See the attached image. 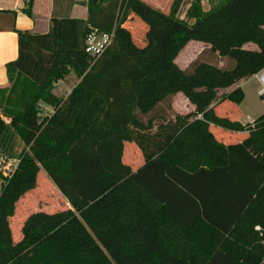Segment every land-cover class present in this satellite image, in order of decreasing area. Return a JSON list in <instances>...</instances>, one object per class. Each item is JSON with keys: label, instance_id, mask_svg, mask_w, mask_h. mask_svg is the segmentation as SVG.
I'll list each match as a JSON object with an SVG mask.
<instances>
[{"label": "trees", "instance_id": "1", "mask_svg": "<svg viewBox=\"0 0 264 264\" xmlns=\"http://www.w3.org/2000/svg\"><path fill=\"white\" fill-rule=\"evenodd\" d=\"M206 1L208 10L191 0L182 19V0L167 14L138 0H87L84 20L17 31L0 140L11 131L24 147L0 189V264H264V114L240 123L213 109L219 90L264 69V0ZM32 6L24 0L28 17ZM131 13L148 25L143 48L123 27ZM92 30L111 35L96 59L84 51ZM190 40L232 66L181 69L175 58ZM70 73L78 81L60 97L55 86ZM176 93L193 110L151 132L145 117ZM221 99L238 104L243 92ZM210 125L246 136L225 144ZM124 142L142 153L135 169L122 160ZM40 168L70 208L29 215L15 240L14 202Z\"/></svg>", "mask_w": 264, "mask_h": 264}, {"label": "rangeland", "instance_id": "2", "mask_svg": "<svg viewBox=\"0 0 264 264\" xmlns=\"http://www.w3.org/2000/svg\"><path fill=\"white\" fill-rule=\"evenodd\" d=\"M138 1L155 11L167 14L173 0ZM190 1L191 0H182L177 12L179 18H185L184 14ZM201 5L204 10L209 9V4L206 0H202ZM123 27L130 34L131 41L135 47L143 48L146 45L148 25L138 16L131 13ZM245 47L250 49L257 48L253 43H248ZM196 60L208 62L220 68H229L232 66L231 61L220 58L213 53L208 44L196 40H190L185 44L175 58V63L181 69L190 70L192 62ZM77 81L76 75L70 73L65 80L56 84L55 93L60 97H64L71 91ZM236 87H239L243 92V99L240 103L236 104L228 99H221L223 95ZM258 89V82L253 76L242 79L234 86L218 91L217 98L213 103V109L218 115L228 117L231 120H237L240 123H252L253 120L264 114V100L258 95ZM192 108L193 106L186 100L182 93H176L164 102L159 103L156 108L145 117V120L148 118L152 119L153 128L151 132H153L158 125L167 121H173L176 114H186L190 112ZM44 109L43 106L41 114L46 113ZM210 130L217 136H221L222 140L229 143L240 141L246 136V132H231L213 125H210ZM11 141H13V139ZM16 143L20 142L16 140ZM122 160L135 169L142 164L143 156L139 148L133 142H124ZM1 185L2 182L0 180V189ZM45 207L48 208L45 209ZM65 207L66 206L61 204V201H57L53 185L46 177L45 173H38L35 187L23 193L14 202L12 214L9 217L14 239L18 240L20 238L21 227L29 215L37 212L49 213L48 211H62Z\"/></svg>", "mask_w": 264, "mask_h": 264}, {"label": "crops", "instance_id": "3", "mask_svg": "<svg viewBox=\"0 0 264 264\" xmlns=\"http://www.w3.org/2000/svg\"><path fill=\"white\" fill-rule=\"evenodd\" d=\"M86 1L33 0L32 16L28 17L23 12L24 0H0V87L4 86L7 81L6 64L15 60L17 57V31H29L39 34L46 33L50 27L52 17H70L84 20L87 17ZM44 108L46 110L45 114L50 115L52 113L51 107L44 105ZM7 134L8 136L10 135V140L13 139L10 144L11 153L19 157L24 147L23 142L11 131H8ZM217 139L225 144L229 143L222 140L221 136H217ZM16 140L20 143H16ZM42 172L43 170L40 168L39 173L42 174ZM53 188L57 201H61V204L66 206L64 210L70 208L58 190L54 186ZM48 212L54 213L58 211ZM10 227L12 228L11 224Z\"/></svg>", "mask_w": 264, "mask_h": 264}, {"label": "built area", "instance_id": "4", "mask_svg": "<svg viewBox=\"0 0 264 264\" xmlns=\"http://www.w3.org/2000/svg\"><path fill=\"white\" fill-rule=\"evenodd\" d=\"M111 40L110 34L90 31L85 38L84 51L93 59L101 55ZM259 85L258 95L264 100V69L253 75ZM11 141L0 140V180L6 184L15 174L20 158L11 153Z\"/></svg>", "mask_w": 264, "mask_h": 264}]
</instances>
